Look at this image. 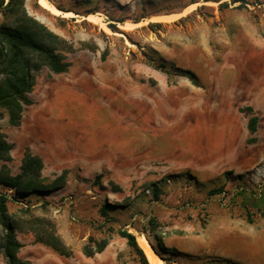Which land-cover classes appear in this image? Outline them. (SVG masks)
<instances>
[{
  "label": "rangeland",
  "instance_id": "rangeland-1",
  "mask_svg": "<svg viewBox=\"0 0 264 264\" xmlns=\"http://www.w3.org/2000/svg\"><path fill=\"white\" fill-rule=\"evenodd\" d=\"M48 1L74 16L51 14L38 0L23 4L77 51L68 72L36 73L28 96L35 106L22 113L26 125L38 107L27 135L5 110L0 130L14 146L12 174L26 148L41 146L56 169L45 168L46 183L67 175L62 188L41 195L0 188L23 221L18 257L142 264L119 235L127 231L145 235L163 264H264V0ZM193 4L173 24L121 27ZM88 12L122 36L85 20ZM82 42L97 51L79 50ZM53 235L69 257L37 241ZM101 240V253L83 254Z\"/></svg>",
  "mask_w": 264,
  "mask_h": 264
},
{
  "label": "trees",
  "instance_id": "trees-1",
  "mask_svg": "<svg viewBox=\"0 0 264 264\" xmlns=\"http://www.w3.org/2000/svg\"><path fill=\"white\" fill-rule=\"evenodd\" d=\"M0 14L4 18L0 23V119L3 116L1 110H5L9 125L18 127L24 107L32 104L28 96L35 86L36 73L44 67L53 74L68 72L71 63L67 57L77 50L71 42L28 15L23 0H0ZM109 28L113 32L117 31L112 24H109ZM79 50L94 53L97 47H89L82 42ZM104 56L105 53L101 55L102 59ZM255 123L256 117H252L249 126L251 133L255 132ZM12 149L13 144L7 141L6 135L0 130V188L12 190L15 196H26L45 194L64 186L67 170L64 169L60 175L46 183L42 175V159L32 154L28 148L20 160L18 173L12 174L8 166L12 160ZM8 202L7 193L0 192V255L5 264H27L17 255L24 246L16 237V232L21 230L19 223L23 221L8 212ZM21 213L25 214V210ZM119 235L126 239L128 246L140 257L142 264H148L135 236L127 231H119ZM153 238L160 243L155 234ZM37 241L61 256L71 255L62 240L54 235L39 238ZM107 244V240H101L94 244L93 249L84 246L82 252L86 257H92L101 253ZM160 250L164 252L166 248L160 246Z\"/></svg>",
  "mask_w": 264,
  "mask_h": 264
},
{
  "label": "bare ground",
  "instance_id": "bare-ground-1",
  "mask_svg": "<svg viewBox=\"0 0 264 264\" xmlns=\"http://www.w3.org/2000/svg\"><path fill=\"white\" fill-rule=\"evenodd\" d=\"M38 4L45 9L46 11H48L51 14L54 15H58V16H62V17H71L74 16V14L70 11L67 12H61L60 10H58L52 3H50L48 0H38ZM196 6V4L191 5L190 7H187L182 13L177 14V15H171V16H160V17H154L152 18L153 22H171L176 20V18L179 17H183L185 15V13H187L189 10L194 9ZM85 20L99 25L100 29H102L105 33L107 34H112V35H116V36H122L120 33H114L112 32L106 25L105 22L102 20V18L100 16L94 15V14H88L86 16L83 17ZM143 22V23H142ZM146 21H139L136 23H130V24H123L121 25L122 28L124 29H132V28H137L140 25H145ZM126 45L131 47L132 45L126 41ZM140 235V234H139ZM143 235V234H142ZM138 236L137 237V243L140 246V248L143 250L147 261L149 264H163V261L161 259V257L155 252L153 251V248H151L150 243H149V239L147 240L144 236Z\"/></svg>",
  "mask_w": 264,
  "mask_h": 264
},
{
  "label": "crops",
  "instance_id": "crops-1",
  "mask_svg": "<svg viewBox=\"0 0 264 264\" xmlns=\"http://www.w3.org/2000/svg\"><path fill=\"white\" fill-rule=\"evenodd\" d=\"M184 10V9H183ZM182 10V11H183ZM182 11H180V12H182ZM180 12H170V13H162V14H157V15H151L150 17H147V18H143V19H141V20H139L140 22L141 21H146V24L145 25H140L139 27H137V28H142V27H145V26H147V25H153V24H173V23H171V22H174V21H178V20H180V19H182L183 17H179V18H176V20H174V21H171V22H165V23H162V21L161 22H152L153 20H152V18H154V17H160V16H164V17H166V16H171V15H177V13H180ZM139 21H136V22H139ZM136 22H134V23H136ZM143 23V22H142ZM137 28H134V29H137ZM124 31H127V30H124ZM60 74H64V73H60ZM55 75H57V74H55ZM31 100V99H30ZM32 101V104L30 105V106H28V107H33V106H35L34 105V102H33V100H31ZM38 110V107L36 106L35 108H33V110L30 112V115L28 114V118L26 117V125L27 124H30V123H32V121L34 120V118H35V112ZM70 110H72V109H70ZM25 122V121H24ZM23 124V125H22ZM21 125H22V127H21ZM26 125H24V123H23V119H22V121H21V124H20V126H18V127H21L20 128V132L22 131L23 132V134H24V136L25 135H27V133H28V131H27V126ZM31 146H34V145H32V143L30 142L29 143ZM14 147V146H13ZM43 149V147H41V146H35L34 147V150H32L31 149V153L32 154H37V155H40L41 157H42V159H43V165H44V167H43V170H42V175H43V173H44V170H45V168H47V166H50V168L51 169H53V172H54V170H56L55 169V167H54V163H53V161H51L50 160V157H45L44 156V150H42ZM13 150V149H12ZM30 150V149H29ZM12 157V156H11ZM73 157H70V158H68L66 161L67 162H71L73 159H72ZM13 159V158H12ZM65 166H68V164L66 163L65 165H64V167Z\"/></svg>",
  "mask_w": 264,
  "mask_h": 264
}]
</instances>
